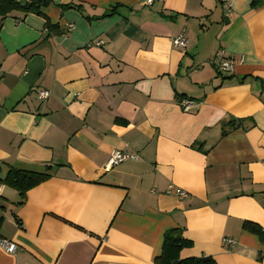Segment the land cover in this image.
I'll list each match as a JSON object with an SVG mask.
<instances>
[{
	"label": "crops",
	"instance_id": "1",
	"mask_svg": "<svg viewBox=\"0 0 264 264\" xmlns=\"http://www.w3.org/2000/svg\"><path fill=\"white\" fill-rule=\"evenodd\" d=\"M50 1L61 35L0 18V180L50 176L21 204L0 182V239L17 246L0 264H152L171 229L191 242L180 259L264 264L243 228L264 232V0L228 16L226 0ZM115 151L136 159L105 169Z\"/></svg>",
	"mask_w": 264,
	"mask_h": 264
},
{
	"label": "trees",
	"instance_id": "2",
	"mask_svg": "<svg viewBox=\"0 0 264 264\" xmlns=\"http://www.w3.org/2000/svg\"><path fill=\"white\" fill-rule=\"evenodd\" d=\"M256 2L257 0H254L252 4ZM51 5L52 2L50 0H0V18L3 20L12 14H21L24 16L31 14L41 16L45 18V28L49 33L61 35L62 31L59 30L58 25L51 24L42 13L43 9H46ZM58 7L61 9L70 8L69 5ZM74 8L80 10V6ZM116 9L117 8H113L110 10V14H103L100 18L111 16V13H114ZM262 86H264L263 82ZM49 178L50 176L45 173L10 169L4 179L2 181L0 180V182L17 191L20 197L19 203L21 204L24 200L25 194L29 190L35 188ZM1 224L2 219H0V226ZM243 228L250 233L260 236L264 240L263 232L256 224L244 222ZM190 246L191 242L182 237V230H168L163 235L161 252L154 258L152 264H214L213 259L210 257L180 259V252Z\"/></svg>",
	"mask_w": 264,
	"mask_h": 264
},
{
	"label": "built area",
	"instance_id": "3",
	"mask_svg": "<svg viewBox=\"0 0 264 264\" xmlns=\"http://www.w3.org/2000/svg\"><path fill=\"white\" fill-rule=\"evenodd\" d=\"M230 1L231 0H226L223 6V12L225 16L230 15L231 12V8H230ZM147 3L149 5H151V0H148ZM67 30L71 31L72 30V26L68 25L67 26ZM173 47L177 48H183L185 46V38L184 35L181 34L179 36H177L176 38L173 39L172 41ZM96 46H101L102 42H97L95 43ZM213 66H215L218 70H220L221 72H225V73H231L233 71L234 65H233V61L231 59H224V55L223 52H218L216 55V62H212L211 63ZM38 99L39 100H45L48 98L49 93L48 92H40L38 93ZM180 105V109L184 112H187L189 107L191 106V103L189 101L186 100H181L179 102ZM136 158L130 154H126V153H122V152H112L110 155V158L108 159V162L105 166V169H110L113 166H116L118 164H121L125 161L128 160H135ZM168 194H172L180 199H186L188 197V194L178 188H174L172 186H170L168 188L167 191ZM264 235V232H263ZM225 244H227L229 247H231L233 245V241L232 240H224ZM0 248L9 255L14 256L16 251H17V246L5 239H0Z\"/></svg>",
	"mask_w": 264,
	"mask_h": 264
},
{
	"label": "rangeland",
	"instance_id": "4",
	"mask_svg": "<svg viewBox=\"0 0 264 264\" xmlns=\"http://www.w3.org/2000/svg\"><path fill=\"white\" fill-rule=\"evenodd\" d=\"M188 110H190V107H189V109Z\"/></svg>",
	"mask_w": 264,
	"mask_h": 264
}]
</instances>
